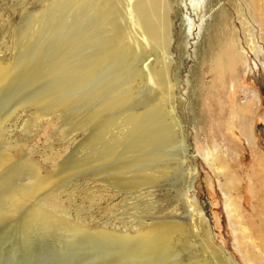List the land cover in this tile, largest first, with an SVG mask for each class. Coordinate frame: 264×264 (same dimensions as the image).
Wrapping results in <instances>:
<instances>
[{
    "label": "rangeland",
    "instance_id": "rangeland-1",
    "mask_svg": "<svg viewBox=\"0 0 264 264\" xmlns=\"http://www.w3.org/2000/svg\"><path fill=\"white\" fill-rule=\"evenodd\" d=\"M90 3L0 0V66L8 69L0 77V264H217L209 238L234 264H255L252 255L264 260V221H257L264 181L254 164L255 152L264 155V51L256 56L246 43L247 29L254 27L246 0H165L168 10L159 14L169 16L166 44L155 54L161 64L164 50H170L169 74L161 72L164 62L162 69L158 65L157 87H142L136 96L137 108H146L148 144L143 153L133 154L136 164L130 170L144 190L129 197L108 187L100 201L89 186L99 172L89 161V49L79 44L85 40ZM225 11L245 56L236 72L221 74L219 106H212L207 103L215 82L211 66L222 41L215 35ZM128 107L127 115L137 110ZM239 107L252 145L236 124ZM183 134L189 153L179 140ZM50 172L59 175L54 183L59 188L41 187L37 175L49 178ZM33 175L40 189L25 188L32 193L18 202V191L24 192L19 184ZM140 224L164 227L169 241L137 245L136 234H130ZM239 224L250 232V255L241 244L245 226ZM107 230L126 238L104 236Z\"/></svg>",
    "mask_w": 264,
    "mask_h": 264
},
{
    "label": "bare ground",
    "instance_id": "bare-ground-1",
    "mask_svg": "<svg viewBox=\"0 0 264 264\" xmlns=\"http://www.w3.org/2000/svg\"><path fill=\"white\" fill-rule=\"evenodd\" d=\"M86 1L87 3H90V2L91 3L87 5L89 6V9L86 10L87 12L85 15L87 17L88 24L84 22L85 19L83 20V22L88 25L84 30L85 40L83 42V40L79 41L76 38V41H79V44L80 42L84 44L86 43L85 45L89 49V56L87 57V65L85 68L86 76H88L89 78L88 84L90 85L89 86L90 88H88L89 89L88 99H89V107H90V123L88 124L90 125V127L89 126L88 127L90 128L89 130H91V132L89 133L90 134V140H89L90 145L88 144L91 148L89 161L91 164V170L94 171L95 169H98L99 171L98 174L96 173L97 175L94 177H91V180L89 181L90 192L96 193L99 196L98 201H100V199H104V194L107 190H109V188H117L118 189L117 191L119 192V194L133 197L135 193L137 195L138 191L141 192L144 190V189L142 190V187L140 186L141 185L140 177L136 175H132L133 173L130 170V168L135 163L133 159V154L135 153L141 154L142 151L146 150L145 147L148 144V138H147L148 136L146 133L147 130L145 129L146 124H147V113L145 111L146 108H144L143 110L137 108L138 104L136 101L137 100L136 96H137L138 91L141 90L142 87L143 88L149 87L151 89H154L155 87H157L158 85L157 73L159 72H156V71H157L158 65H160L161 67L163 66L161 64L164 62L165 63L163 67L164 69L160 71L163 73H166V71L169 69L168 64H171L169 63L170 60H168L169 56L167 55V54H170V50L168 49L164 50L163 54H166L167 56L166 55L164 56L165 61H163L161 64H158L160 62H158L159 60H157V57L155 54V50L157 48H158L157 50H159V48L162 49L161 47L165 46L166 44V27L168 24V17H169L167 14L165 15L159 14V12H160V9L161 11L162 10L167 11L168 9L166 8L165 0H86ZM246 2H247L248 9L250 12V21L252 22L254 27L249 32V30L245 28L244 22L242 20H240L239 22L241 23L243 30L247 29L248 34L246 33L247 34L246 43L249 45L248 46L249 49L256 56H259V52L264 51V0H246ZM80 5L78 4V7H80ZM73 7L75 6L73 5ZM162 15L164 16L163 18H161ZM220 15L221 17L217 21V30H216L217 33L215 35V38L216 39L221 38L222 41H218V44L216 41L218 53L216 54L215 60L213 61L212 66H211V73L214 75L215 82H213V87L209 89L208 94H207L208 95L207 103L210 105H212L213 103L212 106L214 105L219 106L218 104L220 100L217 99L218 97L217 93H218V89L220 85L219 78H222V75H223L222 73L224 72L225 75L226 74L230 75L234 73V70L236 69L238 63L243 64L244 56H245V55L243 56L244 53L241 50V48H239V44L234 38L235 35L237 34V31L231 23L230 16L228 15V13H226V11L221 12ZM77 21H79L80 23V20H77ZM77 25L78 24H76L74 27H77ZM79 30H81L80 27H79ZM74 32H77V31H74ZM81 33H82V30H81ZM76 41L74 40L73 42H76ZM74 46L75 44L73 45V48ZM79 53H77V55ZM217 64L219 65L217 66ZM5 67L4 65L0 66V77L7 74L6 71L8 69H6ZM217 74H218V79H217ZM161 76L162 74L160 75V77ZM78 79L81 80L80 77ZM168 84H169V87L171 88L172 85L170 86V83ZM178 84L176 82V87L179 89V94H180L181 91H180V87ZM167 87L168 86H166V88ZM219 90H222V89H219ZM168 91H171L172 93L171 89ZM179 96H182V95L180 94ZM86 100L84 102H86ZM263 100H264V97H263ZM130 105L135 106L137 110L135 112L130 111L129 115H127V111H128L127 108H129L128 106ZM239 108H240L239 112H237L236 110V112L238 113L236 114V124L239 123L241 125V130H240L241 134L247 136L249 144L252 145L253 142L251 143V139H250L252 136L249 135L250 133L248 131L247 132L249 134L246 132L248 128L243 118V114H244V117H246V113H243L244 111L241 110V107ZM179 140L181 141L180 143L182 145L183 152L189 153L191 146L188 142H186L187 141L186 135L183 134ZM255 153H256V160L254 163L256 167L255 170L257 171V173L261 176V178L264 181V155L259 154L261 152H255ZM224 157H226L227 160L231 158L230 151L227 152ZM8 159L10 160V158ZM185 162H186V159L184 160V163ZM189 164L186 163V165L188 166L191 165V167L192 166L194 167V162L190 165ZM193 167L190 169L191 173L194 170ZM214 169L216 170V166L214 167ZM37 176H38L37 179L41 183L44 182L41 187H43V185L46 187L48 186L55 187L56 185H54V183L55 181H57L56 178H58L57 176L59 175H55L54 173V175L53 174L51 176L49 175L50 176L49 178L44 177L45 179L43 178V176L42 178H40L39 175ZM191 178L192 180L194 179L193 177ZM35 182H36V177L35 179L33 177L32 178L26 177L22 180L19 186L20 185L23 186L24 189H22V191L24 192H21L20 187H18L20 189L19 190L20 192L18 191L19 196H20V197L18 196V200H17L18 202L19 200H21L22 202L23 199L25 201V198H27V196L30 195L28 193H32L28 189L31 190V188H35L34 186ZM191 183L192 182H190V185L187 183L189 186L188 187L186 186L187 188H186L185 196L187 197V199L190 198V188L193 187V184L191 185ZM25 188H28V189L26 190ZM56 188H59V187L56 186ZM35 189H40V188H35ZM229 190L228 192L230 193ZM119 194L117 195V198L119 197ZM258 195H259V200H258L259 206L257 208L258 209L257 214L260 215V217L259 216L257 217L258 218L257 221H259L262 224L264 221V191L260 192ZM192 204L194 205V203ZM15 207H17V204ZM236 207H238V205ZM38 212H40V210ZM239 213L241 214V212ZM247 224L251 227L255 223L247 222ZM240 226H243V225L241 224ZM162 228L161 227L159 228L156 225L142 224L141 226L140 224V227L136 230V233L130 234V236H133L136 234L135 237L138 239L137 245L141 244L142 247L144 245H150V246L157 245L158 246V244H162V245L164 244L165 246L166 243L169 241L170 237L168 236L169 233L167 235L166 234L167 232L163 230ZM243 234L244 236L241 237V244L244 248L247 249L248 255H250V251L247 248V240L249 238L246 239L247 236L250 237V232L247 230L246 226H245V231L243 232ZM111 235H117L119 237L122 236L123 240L126 238L125 237L126 234H123L122 232H117L114 230L112 231L107 230L104 236H111ZM127 236H129V234ZM107 241H110V240H107ZM208 241H209V246L212 249L211 251L213 254L212 256L217 261V264H234L233 259L229 255L225 254L226 252L225 250H222L217 245L213 246V243H211L210 238ZM260 249H263V248L261 247ZM254 253L256 252L254 251ZM145 255H147V253ZM252 256L254 258L255 264H264V260H260L259 259L260 257L258 258L259 255L257 256L252 255ZM253 258L251 257V259Z\"/></svg>",
    "mask_w": 264,
    "mask_h": 264
},
{
    "label": "water",
    "instance_id": "water-1",
    "mask_svg": "<svg viewBox=\"0 0 264 264\" xmlns=\"http://www.w3.org/2000/svg\"><path fill=\"white\" fill-rule=\"evenodd\" d=\"M262 94H263V97H264V92Z\"/></svg>",
    "mask_w": 264,
    "mask_h": 264
}]
</instances>
